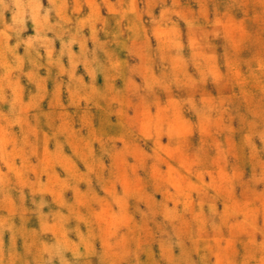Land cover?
Returning <instances> with one entry per match:
<instances>
[{"label": "clouds", "instance_id": "9594fccd", "mask_svg": "<svg viewBox=\"0 0 264 264\" xmlns=\"http://www.w3.org/2000/svg\"><path fill=\"white\" fill-rule=\"evenodd\" d=\"M138 2L47 0L45 7L43 0H0V264H92L93 258L97 264H264V223L258 224L264 219V190H257L264 185V110L250 108L251 119L240 116L243 135L237 144L228 107L234 98L213 97L205 90L209 83L217 88L238 86L246 101L250 89L264 93V55L254 66L245 61L246 72L242 71L235 52L240 43L237 33L242 37L243 29L231 18L228 24L217 18L211 25L214 30L205 31L199 22L202 18L208 23L204 4L196 16L181 8L179 0H171L170 7L167 0H144L143 8ZM102 8L108 17L101 14ZM144 15L154 26L155 49L142 22ZM109 17L115 20L114 31H109ZM173 17L187 25L189 57ZM29 23L34 34L25 38ZM215 29L223 30L234 50L233 55L225 51L226 72L208 43L209 34L220 35ZM125 30L131 35L122 40ZM99 33L111 40H101ZM112 46L139 62L122 60ZM80 67L88 82L77 74ZM98 76L103 78L102 87L97 86ZM22 79L35 86L27 99ZM174 89L186 95L176 97ZM65 92L67 107L62 101ZM49 96V111H42ZM68 107L80 113L79 130ZM92 108L103 113L99 129L93 124ZM112 116L117 117L116 125L109 122ZM42 118L51 135L43 130ZM105 126L118 128V134L109 135ZM83 129L87 136L81 135ZM222 133H227L224 142L219 139ZM141 141L152 142L151 154ZM94 144L99 145V155ZM65 146L72 155L65 153ZM245 156L251 165L247 180L239 164L227 170L230 157L242 161ZM238 186L243 199L237 198ZM25 190L31 208L26 206ZM68 192L73 194L70 201L65 198ZM45 197H51L54 211ZM217 201L223 203L222 212L217 211ZM33 216L39 230L28 227ZM237 243L243 246L239 260Z\"/></svg>", "mask_w": 264, "mask_h": 264}, {"label": "rangeland", "instance_id": "374dc122", "mask_svg": "<svg viewBox=\"0 0 264 264\" xmlns=\"http://www.w3.org/2000/svg\"><path fill=\"white\" fill-rule=\"evenodd\" d=\"M45 7L47 6V0H43ZM113 2H115V0H113ZM180 6L181 8L185 9V10H191V12L196 15L199 16V11H200V5L204 4L206 9H207V13H208V23L205 24L204 20L201 18L200 19V24L204 27L205 31H208L209 33H211L214 29L211 27L212 24H214L215 20L217 18H219L221 20L222 24H228L229 20L231 18V21L234 22L236 25H238L239 27H241L243 29V35L241 37V35L239 33H237V38L240 40L239 43V49L238 51L235 52V55L238 57V59L241 61V65H242V71L246 72V68L247 65L244 63L245 61H249L252 63V65H255V59L258 56L264 55V4L261 3V0H179ZM167 5L170 7L171 6V0H167ZM138 7L143 8L144 7V0H139L138 2ZM87 8H85L83 10L84 14L87 13ZM160 13V7L158 6L156 9L153 10V15L155 17H158ZM101 14L105 17H108V13L107 10L102 8L101 10ZM173 20L176 21L178 23V25L180 26L181 29V34H182V41L185 45V49H184V55L185 57H189L191 54V50L188 47V28L187 25L184 23V21L179 20L176 17H173ZM142 22L144 24L145 29L147 30L149 36L151 37V43H152V47L153 49L156 48V41L155 38L151 36L152 33V29H153V25L151 23V18H149L147 15H144L142 17ZM99 27V25H98ZM122 30L125 29V25L122 24L121 25ZM115 30V20L111 17H109V31H114ZM217 31H220V35L219 36H213L211 34H209L208 36V43L212 46V49L215 51V54L217 56V60H218V64L221 67V71L222 72H226V68L224 66V55H225V51L227 50V52L229 53V55H233L234 54V50L231 47V45L228 43V41L225 40L224 35H223V30L222 29H215ZM34 32L32 31V27L31 24L29 23L28 25V31L24 34L25 38L28 35H33ZM51 35V34H50ZM85 35H88V31L87 29L85 30ZM131 33L127 32L125 30V34L123 37H121L122 40H127L128 36H130ZM99 38L101 40H111V36H105L103 33H99ZM10 43H14V41H11ZM129 44H131V41H128ZM56 50L57 52L59 51L60 48V44L59 41L56 42L55 44ZM89 49L91 50L92 48V44L89 41L88 44ZM113 49L118 53V55L120 56V58L122 60H127L129 64H135L138 63V59L132 56H129L127 52L125 51H121L118 48H115V46H112ZM74 51H79L77 46H74ZM20 54H23V49H19L18 50ZM43 55V51L41 53ZM101 55V58L103 59V55ZM65 65L67 66V58H65L64 61ZM27 70V67L26 69ZM156 71L157 74L159 73V60L157 59L156 61ZM189 71L190 73H192L193 75H195L194 69L189 67ZM45 71L42 69L41 70V75H45ZM78 75H82L84 76L85 82H88V77L86 76V74L84 73V70L82 67H80L77 71ZM65 81L67 80V77L63 78ZM136 82L140 83V79L137 77L136 78ZM22 84H24L25 86V99H27L28 94L34 93L35 92V86L34 85H29L28 82L26 80L22 79ZM97 86H103V78L99 77L97 78ZM117 87H122V82L121 81H117L116 83ZM54 88V84L53 82L50 80L48 82V90L49 93L52 92ZM205 90L212 95L213 97H219V96H225V97H233L234 99L229 103L228 107H229V113L231 115H233L234 119L232 121V127L235 130L234 134H233V141L237 144L240 143L241 137L243 135V132L240 129V116H244L246 119H251V115L249 113V109H253L255 111H261L264 110V93H261L258 89H250V91L252 92L251 97L246 101L241 95H240V89L238 86H229L226 88H217L215 85L209 83ZM184 95H186V93L183 90H175L174 89V96L176 97H183ZM51 97L49 96L48 99H46L44 101V103L42 104V111H49V107H48V100ZM162 100H165L166 97H164L163 95L161 96ZM62 101L65 103L66 107H67V93H63L62 94ZM135 103V101H133ZM81 108H83V104L81 105ZM7 109L5 108V111ZM67 110L69 111L70 114H73V118H74V127L77 128L78 130L81 128L80 125V119H79V111L77 109L68 107ZM92 113H93V124L96 128H100L101 127V120L103 119V113L98 111L95 108L91 109ZM155 111V109H153V112ZM132 111H129V115H132ZM195 118L193 117V120ZM109 122L112 125H116L117 123V117L112 116L109 118ZM57 123H59L57 121ZM41 126L43 128V130L45 132H48L49 135H51V132L49 131V129L47 128L43 118L41 120ZM14 131H16L17 133L19 132V129H14ZM105 131L108 132L109 135H115L118 134L119 129L112 127V128H108L107 126H105ZM81 135L87 136V129H83L81 131ZM227 138V133H222L219 137V139L221 140V142H224ZM42 139V138H41ZM62 139V138H61ZM198 142H199V135L198 133L194 136L193 139V144L195 146H198ZM141 143V147L144 148L145 151L149 152V154H151V148H152V142L149 141L147 142V144H145L143 141L140 142ZM162 143H167V138H163L162 139ZM256 144L257 147H260V142L259 140H256ZM94 149L96 150L97 155H99V145L98 144H94L93 145ZM122 147L121 144L117 143V148ZM49 150H54V142H50L49 143ZM65 153L67 155H72L71 153V149L68 148L67 146H65ZM214 152H210V155H214ZM75 159V158H74ZM35 159H33V163H35ZM133 161L131 160V158H129V163H132ZM19 163V162H17ZM104 163L106 165V167L110 166V160L105 157L104 158ZM150 163V162H149ZM239 164V166L242 168V170L244 171V179L247 180L250 176H251V165L247 162L246 156L245 159L242 161H236L233 158H229V168L227 169L229 172L231 171V167L235 166ZM77 165L80 168L81 171H85L83 164H81L79 161H77ZM162 170L163 166H162ZM57 172L61 175V177L64 176V173L61 169L57 168ZM105 175L107 176V172L105 173ZM139 175H141V177L145 176L144 172H140ZM34 179V177H33ZM42 180H46V177H43ZM205 182H209V178L205 177ZM81 190L84 191L86 190V185H81ZM94 187H96V190L98 193H100V195H103L102 192H100V189L97 185H95L94 183ZM117 190L120 191L119 186L117 187ZM151 190V189H149ZM257 190H264V185H260L257 187ZM243 189L240 188L239 186L236 188V195L238 199H243ZM15 195V193H14ZM25 195L26 197H28V199H26V206L31 208L32 204H31V198L29 197L28 191L25 190ZM65 198L67 200H71L73 198V194L71 192H68L65 194ZM195 199V194L194 197ZM38 199V198H37ZM45 199L48 201L51 210H55L56 206L53 205L51 203V197H45ZM157 200H160L161 197L159 195L156 196ZM171 206V205H169ZM141 210H144V206L141 205ZM49 211V208H45L44 212L47 213ZM217 211L218 212H222L223 211V203L221 201H217ZM205 213L207 215V208H205ZM137 220H139V216L136 217ZM190 219V217H188ZM159 219V218H158ZM239 219V218H238ZM216 222L219 223V218H216ZM17 223H19V221L17 220ZM264 223V219H258V224ZM72 227L75 226V222H72V224L70 225ZM28 227L30 228H35L37 230H39V222L37 220V218L35 216L31 217L30 221H29V225ZM81 230L85 231L86 229H84L83 225H81ZM224 235L227 237L228 232L227 229H224ZM211 235V233H209ZM71 239H75V236L72 235L70 237ZM47 239L49 241H51V236H48ZM247 237L242 236L240 238L241 241H245L246 242ZM261 239V237L259 235H257V241L259 242V240ZM8 242V235L5 234V243ZM21 242L18 241V247L20 246ZM237 247V251L240 254L237 259L239 260L240 257L243 255V246L242 243H237L236 245ZM97 248L99 249V244H97ZM158 253V249L156 250ZM177 254H178V250H177ZM141 259H145V257H141ZM193 259H197L196 256L193 257ZM92 264H97V260L95 258H93Z\"/></svg>", "mask_w": 264, "mask_h": 264}]
</instances>
